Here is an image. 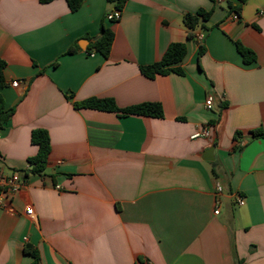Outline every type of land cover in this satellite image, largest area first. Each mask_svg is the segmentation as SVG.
I'll use <instances>...</instances> for the list:
<instances>
[{"label": "crops", "instance_id": "crops-1", "mask_svg": "<svg viewBox=\"0 0 264 264\" xmlns=\"http://www.w3.org/2000/svg\"><path fill=\"white\" fill-rule=\"evenodd\" d=\"M237 3L127 0L109 21L107 0L74 12L65 0H0L1 93L15 109L0 165L25 181L0 209V264H29L26 245L39 264H264V137L249 133L264 131V0H247L235 19ZM199 9L211 15L188 38L183 16ZM102 27L113 33L106 57L91 48ZM174 42L186 46L182 74L144 77L140 67ZM89 98L159 103L163 117L74 106ZM202 126L210 134L191 139ZM35 129L51 145L41 175L29 161Z\"/></svg>", "mask_w": 264, "mask_h": 264}, {"label": "trees", "instance_id": "trees-1", "mask_svg": "<svg viewBox=\"0 0 264 264\" xmlns=\"http://www.w3.org/2000/svg\"><path fill=\"white\" fill-rule=\"evenodd\" d=\"M43 3L52 0H41ZM84 0H65L70 11L74 12L78 10ZM238 3L235 6L229 5V11L239 15L242 5L247 0H237ZM112 5V10L121 11L127 2V0H107ZM211 11H205L203 9L197 10L195 13H186L183 16V24L187 30V37L193 38L194 31L197 27H205L204 22L209 19ZM101 36L95 39L92 43V49L101 53L103 56H107L110 51L111 43L113 41V33L109 28H101ZM236 49L241 55L243 61L246 64L255 61V54L250 49L246 48L239 42H235ZM74 49H69L68 54L73 53ZM204 53V48L200 46L198 56L200 57ZM186 55V46L184 43L174 42L169 44L161 59L149 65L141 66V74L148 78L153 79L158 75H167L168 73H176L181 75L182 70L178 64L184 59ZM5 68V62L0 60V132L4 128L7 121L14 113V107L7 108L1 90L5 87L3 78V69ZM76 108H89L99 111L120 113L122 115H137L143 117H163V109L159 103L145 102L137 105H132L126 108H118L111 98H89L82 102L74 103ZM254 138L264 137V131L253 130L249 132ZM242 132L236 131L233 135V141L237 142L240 139ZM30 141L33 145L37 146V153L30 158V164L33 166L32 173L43 174L48 162V156L51 151L50 138L48 132L43 129L32 130L30 135ZM237 145L233 147L236 149ZM25 253L29 254L32 261L29 264H39V254L37 250L31 245L24 247ZM235 264H244L243 260H237Z\"/></svg>", "mask_w": 264, "mask_h": 264}, {"label": "built area", "instance_id": "built-area-1", "mask_svg": "<svg viewBox=\"0 0 264 264\" xmlns=\"http://www.w3.org/2000/svg\"><path fill=\"white\" fill-rule=\"evenodd\" d=\"M216 1H220V0H216ZM120 16V12L119 11H113L112 13L108 14L106 16V19L109 21H116L119 19ZM233 18H237L238 15L236 13L232 14ZM12 87H17L18 86V82L14 81L11 83ZM213 96L211 94H208L205 97L204 100V106L206 110H211L212 106H213ZM210 134V130L207 126H202L198 129H196L194 131V133L190 136L191 139H197L200 137H207ZM1 163V161H0ZM25 184V181L20 180L14 176L12 177H6L3 175L2 169H1V165H0V209L6 208V203L7 201H10L11 198L14 196V194L18 191V189ZM222 188L220 185L217 184L216 186V193L217 194H221ZM220 201L217 200L216 204H217V208L215 210V214H218V206H219ZM237 204L238 205H243L244 201L242 198H238L237 199ZM32 210L31 208H26L25 209V214L26 215H31Z\"/></svg>", "mask_w": 264, "mask_h": 264}, {"label": "water", "instance_id": "water-1", "mask_svg": "<svg viewBox=\"0 0 264 264\" xmlns=\"http://www.w3.org/2000/svg\"><path fill=\"white\" fill-rule=\"evenodd\" d=\"M203 159H205V161H212L213 160V148H209V149L205 150Z\"/></svg>", "mask_w": 264, "mask_h": 264}]
</instances>
